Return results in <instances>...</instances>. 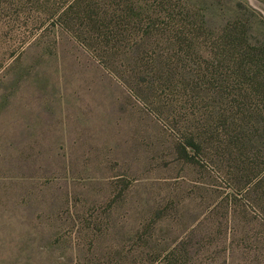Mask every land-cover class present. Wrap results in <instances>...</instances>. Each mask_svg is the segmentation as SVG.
<instances>
[{
    "label": "rangeland",
    "instance_id": "rangeland-1",
    "mask_svg": "<svg viewBox=\"0 0 264 264\" xmlns=\"http://www.w3.org/2000/svg\"><path fill=\"white\" fill-rule=\"evenodd\" d=\"M38 1L0 0V264H264V0H81L105 46Z\"/></svg>",
    "mask_w": 264,
    "mask_h": 264
},
{
    "label": "trees",
    "instance_id": "trees-1",
    "mask_svg": "<svg viewBox=\"0 0 264 264\" xmlns=\"http://www.w3.org/2000/svg\"><path fill=\"white\" fill-rule=\"evenodd\" d=\"M34 3L41 4L42 1L34 0ZM91 8H92L91 3L83 4L81 0H73L67 3L64 7L59 8L56 11L58 12L57 13L58 18L60 19L62 26L65 27L67 30L71 31V33H76L79 41L86 46L89 45L91 46L98 42L97 39H95L96 36L91 32L92 30L95 31L98 28L97 19L93 17V12H91ZM50 10H52V8H50ZM80 12L89 14L87 22H85V20L79 14ZM252 42L253 41H251V38L247 39L245 37V34L241 36V40L239 44L244 49L240 52H236L234 57L236 60H238V62L241 65L244 64L243 62L245 63L248 62V64H250L253 71L254 68L258 69L259 64L261 63L264 64V58H261L260 52H258L260 50L259 47L253 46L251 44ZM262 43H264V41ZM97 44L105 46V42L104 44H101V42ZM110 44L111 43H109V45L107 46H110ZM113 46L116 47L117 49L111 53V60H116L114 56L117 54V52L120 51L118 39H116V43H114ZM262 49H264V45ZM112 67L114 71L119 72L120 66L118 65V63H115ZM196 140L198 139L192 138L189 142L191 143L192 146H194V148L199 149L200 144L197 143Z\"/></svg>",
    "mask_w": 264,
    "mask_h": 264
}]
</instances>
